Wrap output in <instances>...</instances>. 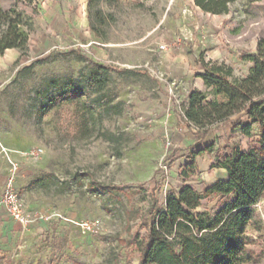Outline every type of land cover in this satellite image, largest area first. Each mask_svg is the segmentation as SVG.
Segmentation results:
<instances>
[{"label":"rangeland","instance_id":"1","mask_svg":"<svg viewBox=\"0 0 264 264\" xmlns=\"http://www.w3.org/2000/svg\"><path fill=\"white\" fill-rule=\"evenodd\" d=\"M86 2L0 0L31 25L24 53L0 55V191L13 176L30 220L21 227L0 212V264H137L142 218L150 223L183 185L202 193L224 179L217 159L256 138L257 125L245 118L233 129L197 128L181 108L193 90L212 98L200 60L230 66L236 79L252 65L244 54L259 50L264 60V0H235L218 16L192 0H102L103 37L89 28ZM89 60L109 66L100 107L63 96L41 113L45 96L67 80L88 94ZM32 147L42 152L20 155ZM229 201L211 195L195 212L215 213ZM253 210L262 223L264 195ZM85 221L91 231L81 230ZM246 232L255 236L247 264H264L263 227Z\"/></svg>","mask_w":264,"mask_h":264},{"label":"trees","instance_id":"2","mask_svg":"<svg viewBox=\"0 0 264 264\" xmlns=\"http://www.w3.org/2000/svg\"><path fill=\"white\" fill-rule=\"evenodd\" d=\"M101 1L86 2L89 28L98 37H103L99 26L109 16L100 8ZM103 1L111 5L119 0ZM192 1L205 13L221 15L229 12V5L235 0ZM23 17L21 12L5 10L0 4V55L7 49L26 51L31 25ZM243 59L252 65L241 79L233 78L232 68L224 63L200 60L203 72L198 77L212 98L206 99V93L193 90L187 105L181 109L186 121L197 128L227 122L230 116L241 111L232 128L242 125L240 117L245 116L249 123L257 125L254 143L245 151L234 149L221 160L217 159L214 167L225 170L226 179L216 181L202 193L183 185L177 192L166 195L164 206L150 223L147 215L142 218L144 235L133 237L137 264H247L251 261L253 252L248 244L253 236L246 229L263 227L253 207L264 195V60L259 50L244 54ZM89 62L91 66L84 78L88 94L81 91L75 80H67L58 88L61 92L45 96L41 113L47 112L63 96L72 99L85 96L90 111L100 107L109 66ZM212 145L200 148L197 154L210 150ZM195 156L191 155L192 163ZM190 173L193 171H184V176ZM211 195L230 196V201L215 213L195 212L200 201Z\"/></svg>","mask_w":264,"mask_h":264},{"label":"built area","instance_id":"3","mask_svg":"<svg viewBox=\"0 0 264 264\" xmlns=\"http://www.w3.org/2000/svg\"><path fill=\"white\" fill-rule=\"evenodd\" d=\"M42 152V149L39 147H32L24 152H20V155L27 157H36ZM13 164L14 169H16V164ZM0 211H2L5 216L12 220L15 224L26 227L27 223L30 221L26 212V207L24 206L19 193L15 187V181L13 176H11L5 186L0 191ZM262 219L263 229H264V220ZM93 223L91 222H81L79 224L81 230L84 232L91 231L93 229ZM255 238V236H253ZM264 250V242L262 243Z\"/></svg>","mask_w":264,"mask_h":264},{"label":"crops","instance_id":"4","mask_svg":"<svg viewBox=\"0 0 264 264\" xmlns=\"http://www.w3.org/2000/svg\"><path fill=\"white\" fill-rule=\"evenodd\" d=\"M211 15H212V14H211ZM214 16H218V15H214ZM10 50H12V49H7V51H10ZM249 63H250V62H249ZM250 66H251V65H250ZM202 83H203V82H202ZM203 85H204V84H203ZM241 113H242V112H239L238 115L240 116ZM233 116H234V115L230 116L229 119H228V121H227V123L230 124V128H231V129H233L232 126H233V123H234V120H232V118H231V117H233ZM242 118H245V120H246L247 122H250L249 119H247L245 116H241V117H240V120H241ZM227 155H229V154H227ZM220 170H222V169H220ZM222 171H223V170H222ZM224 171H225V170H224ZM226 177H227V174H226V172H225V178H224V179H226ZM218 196H221V195H218ZM0 212H1V214L3 213L2 211H0ZM3 214H4V213H3ZM4 220L7 221V222H10V223H12V224L14 223L12 220L8 219V218L5 216V214H4Z\"/></svg>","mask_w":264,"mask_h":264},{"label":"bare ground","instance_id":"5","mask_svg":"<svg viewBox=\"0 0 264 264\" xmlns=\"http://www.w3.org/2000/svg\"><path fill=\"white\" fill-rule=\"evenodd\" d=\"M7 51V50H6Z\"/></svg>","mask_w":264,"mask_h":264}]
</instances>
